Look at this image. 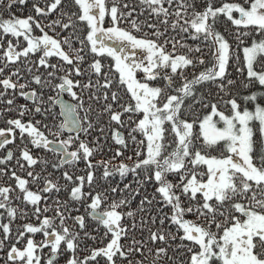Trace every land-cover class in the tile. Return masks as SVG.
Segmentation results:
<instances>
[{
	"label": "snow or ice",
	"instance_id": "6c2138e0",
	"mask_svg": "<svg viewBox=\"0 0 264 264\" xmlns=\"http://www.w3.org/2000/svg\"><path fill=\"white\" fill-rule=\"evenodd\" d=\"M28 4L0 0V262L264 264V0Z\"/></svg>",
	"mask_w": 264,
	"mask_h": 264
},
{
	"label": "trees",
	"instance_id": "16d2710c",
	"mask_svg": "<svg viewBox=\"0 0 264 264\" xmlns=\"http://www.w3.org/2000/svg\"><path fill=\"white\" fill-rule=\"evenodd\" d=\"M31 3H32V0H29V4L28 5H25L23 8L26 10V9H31ZM18 10H21L20 8H17V7H13L12 11H18ZM5 17H7L8 13L5 12L4 13ZM223 27V26H221ZM222 31H224V27L223 29H221ZM189 43H191V41H189ZM125 135H127V133H125ZM109 144H111V141H109ZM129 153H125V155H128ZM112 155V153L108 152L106 153L105 156H97L96 159L99 160V159H106L108 157H110ZM127 163H131L130 161H126ZM116 163H119V160L116 161ZM81 168H83V164L80 165ZM49 171H51V169H49ZM77 174H82V173H77ZM100 175V172H97V176ZM111 183L113 186H115L117 183H119V187L120 188H123L124 187V184H128V183H131L132 185V188H136V184L133 180V177L131 176V174H129V176L123 180V182H120V178L119 177H116L115 179H112L111 180ZM100 184L103 186V187H108V184L103 182V181H100ZM153 187L151 184H148L145 186V189H141V195L140 196H137L135 198V200L132 201V208H136V206L138 205L139 203V200L141 199L142 196L144 195H150L152 192H153ZM63 195V194H61ZM119 195V194H118ZM124 195H128V193H124ZM159 207V206H158ZM165 211H168L167 209H165ZM153 215H155V211H153L152 213ZM190 218H193V217H190ZM90 223V226H89V231L92 230V227H91V222ZM89 244H91V241H88ZM174 243H179V241H175Z\"/></svg>",
	"mask_w": 264,
	"mask_h": 264
},
{
	"label": "rangeland",
	"instance_id": "374dc122",
	"mask_svg": "<svg viewBox=\"0 0 264 264\" xmlns=\"http://www.w3.org/2000/svg\"><path fill=\"white\" fill-rule=\"evenodd\" d=\"M29 7H31V6H29ZM13 13H15L17 16H27V15H29V14H31V9H21V10H18V11H12ZM221 29H223V27H221L220 28V30ZM222 31V30H221ZM230 71L232 72V75H234L235 74V70L234 69H230ZM67 98V97H66ZM17 103L18 104H23V103H25V101L23 100V99H18L17 100ZM37 119H39V117H37ZM0 127H5V125L2 123V122H0ZM17 143H19V140H17ZM9 148H12L13 147V145H9L8 146ZM81 211L83 212V209H81ZM192 219H195V217H193Z\"/></svg>",
	"mask_w": 264,
	"mask_h": 264
},
{
	"label": "flooded vegetation",
	"instance_id": "af4514ba",
	"mask_svg": "<svg viewBox=\"0 0 264 264\" xmlns=\"http://www.w3.org/2000/svg\"><path fill=\"white\" fill-rule=\"evenodd\" d=\"M232 77L236 78V73L234 75H232ZM56 175L59 176V173H56ZM16 223L19 224V223H22V221L18 220V221H16ZM82 255H83V253H82ZM0 264H2V262H0ZM60 264H64V260L63 259L60 260Z\"/></svg>",
	"mask_w": 264,
	"mask_h": 264
}]
</instances>
